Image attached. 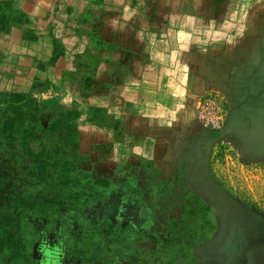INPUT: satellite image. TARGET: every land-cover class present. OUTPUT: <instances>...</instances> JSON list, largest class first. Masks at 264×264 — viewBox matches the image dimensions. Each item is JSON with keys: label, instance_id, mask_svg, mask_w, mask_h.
<instances>
[{"label": "crops", "instance_id": "obj_1", "mask_svg": "<svg viewBox=\"0 0 264 264\" xmlns=\"http://www.w3.org/2000/svg\"><path fill=\"white\" fill-rule=\"evenodd\" d=\"M1 92L77 109L55 157L112 185L84 216L140 252L120 257L105 238L93 263L152 264L196 238L186 264H264V223L212 179L213 132L196 116L215 98L228 133L264 148V0H0ZM53 108L38 118L51 149Z\"/></svg>", "mask_w": 264, "mask_h": 264}, {"label": "trees", "instance_id": "obj_2", "mask_svg": "<svg viewBox=\"0 0 264 264\" xmlns=\"http://www.w3.org/2000/svg\"><path fill=\"white\" fill-rule=\"evenodd\" d=\"M7 97L10 99L5 103V107H0L1 157L8 154L15 164L19 163L20 160H26L27 158L31 159L32 170L29 175L33 178L36 172H38L39 176V185L32 187V189L44 187L47 177L52 173H55L58 177L61 176L62 180H59V182L63 193L55 200L50 198L42 200L37 197L31 199L26 196L24 200L21 199L17 203L14 202L11 207L4 206L0 209V234L1 232L4 233V231H7V226L5 225H10L14 220L17 221L19 215L24 214V209L35 210L41 204L44 206H51L59 203V207H63L64 210L62 211L61 209L62 212H59V216L53 218L55 220L54 227L49 226L51 223L48 224L51 230L54 229V237L51 238L50 235L45 234V231H43L45 229L39 225L37 233L38 238L36 239L38 242L36 245L40 242L46 244V241H48V244L57 246L61 243L60 250L62 255H64L65 250L68 253V259H72L73 253L77 254L74 259L75 261L72 259L69 264H92L103 253V240H105V238H115L118 241L115 247V253L119 254L120 257L127 259L135 258L138 261L140 252L131 250V242L128 239L132 237V235H130L131 233H126L127 231L123 228L121 229L118 224H110L101 220L96 223H90L84 216V209L92 205V200H97V196L100 197L98 194L95 195L98 189L101 187L100 189H103L102 193L107 194L112 188V185H107V182L96 181L101 183V185L95 187L97 184L93 181L91 174L86 171L78 170L70 158H65L68 157L66 152L62 154L64 158L61 159V161L55 157L61 154V145H59V134H57V130L59 128H69L78 114L77 109L75 107H63L58 105L55 101H51L42 106H33L32 101L25 100L24 95L9 94L6 92L0 93V106L7 100L5 99ZM51 107L56 109L54 111L56 115L51 120V123H48L47 130L51 133L52 137H54V142H52L55 143L54 149L46 147V143L42 140L41 134L43 125L38 119L42 111L48 110ZM23 108H29L30 113ZM68 135H70V133H68ZM48 139L50 140V138ZM62 144L64 147H69L68 144ZM73 148L76 149V145H73ZM0 161L2 162V160ZM49 167L53 170H49ZM94 189L96 190L94 191ZM63 197L65 200L61 203L60 200ZM84 199H87V201L82 204L81 202ZM3 211L11 213L6 215L3 214ZM61 227H65L67 231L65 239L64 236H58L61 231L58 229ZM21 230L22 227L19 225V233L17 232L18 237L16 233H14V236H16L15 240H11V238L7 239L13 233L7 237L1 234L3 238L0 240V252L5 253L4 249H6L13 252L9 255L11 256L10 258L14 257L16 259L20 258L22 255L24 257L26 249L24 247V237L20 233ZM45 236L48 237L46 238ZM197 241L198 240L195 238L191 241H180L179 243L175 242L160 247L164 255L160 257L161 260L158 264H173L177 257L181 258L182 262H185L186 256L190 252L192 245ZM76 243L79 249L78 251H75L77 248ZM33 255L37 257L36 259L38 261L41 260L38 251L34 250ZM156 258L158 259L159 256ZM37 260H35L33 264H38L36 263ZM186 263L187 262L184 264Z\"/></svg>", "mask_w": 264, "mask_h": 264}, {"label": "rangeland", "instance_id": "obj_3", "mask_svg": "<svg viewBox=\"0 0 264 264\" xmlns=\"http://www.w3.org/2000/svg\"><path fill=\"white\" fill-rule=\"evenodd\" d=\"M1 153L2 151H0V160H2V162L0 161V209L4 206L11 207L14 202L17 203L21 199L24 200L26 196L31 199L37 197L42 200L49 198L55 200L61 196L63 192L59 182V180H62L60 175L61 178L55 175V173L49 176L47 173L48 177L44 187L32 189V187L39 185V176L38 172H36L33 178L29 175L32 170L31 159L20 160L19 163L15 164L10 155L6 154L4 157H1ZM207 155L209 173L218 187L227 192L230 198L236 200L249 210H253L261 217V221L264 223V157H250L241 149L235 136L227 133L225 130L221 136L216 135L215 138L213 137L212 143L207 149ZM49 170L52 171L53 169L49 167ZM64 200L65 198L63 197L60 202L63 203ZM85 201L87 199L82 200L81 203L84 204ZM61 209L62 211L64 210L63 207H59V203L51 206L41 204L35 210L24 209V214H21V211V215H19L17 221L14 220L10 225H5L7 226V231L1 232V234L7 237L13 233L7 238H11V240H15L16 236L18 237L19 225L22 227L20 233L24 237L26 254L24 257L22 255L16 259L14 257L10 258L11 256L9 255L13 252L4 249L5 253L0 252V264H33L37 260L33 252L38 242L36 241L38 238V226H42L45 229L43 230L45 234L53 238L54 229L51 230L49 226L54 227L55 220L53 218L59 216V212H62ZM9 213L3 211V214L7 215ZM48 224L50 225L48 226ZM58 230H61L58 236H64L65 239V235H67L65 227H61ZM14 233H16V236H14ZM184 233L186 234L188 231L185 230ZM1 234L0 240L3 238ZM78 250L77 247L75 251ZM67 255L68 253L65 250L64 255L60 259L61 264L71 263L77 254L73 253L72 259H68ZM175 259V264H177L178 257ZM160 260L161 258L159 257L158 259H153L151 263L158 264ZM36 263L44 264V260L43 262L37 260ZM97 264L108 263L103 260ZM135 264L140 263L136 261Z\"/></svg>", "mask_w": 264, "mask_h": 264}, {"label": "built area", "instance_id": "obj_4", "mask_svg": "<svg viewBox=\"0 0 264 264\" xmlns=\"http://www.w3.org/2000/svg\"><path fill=\"white\" fill-rule=\"evenodd\" d=\"M197 119L201 126L218 136L225 130L227 112L215 98H204L197 106Z\"/></svg>", "mask_w": 264, "mask_h": 264}, {"label": "clouds", "instance_id": "obj_5", "mask_svg": "<svg viewBox=\"0 0 264 264\" xmlns=\"http://www.w3.org/2000/svg\"><path fill=\"white\" fill-rule=\"evenodd\" d=\"M229 43H233L230 38ZM44 258V264H61L60 256L62 255L61 250L57 245L48 247L45 243H42L38 249Z\"/></svg>", "mask_w": 264, "mask_h": 264}, {"label": "water", "instance_id": "obj_6", "mask_svg": "<svg viewBox=\"0 0 264 264\" xmlns=\"http://www.w3.org/2000/svg\"><path fill=\"white\" fill-rule=\"evenodd\" d=\"M228 118H227V122H226V127H225V131L228 133L229 132V128H228ZM241 149L248 154L250 157H264V148H258V147H251V146H247L245 144H240Z\"/></svg>", "mask_w": 264, "mask_h": 264}, {"label": "flooded vegetation", "instance_id": "obj_7", "mask_svg": "<svg viewBox=\"0 0 264 264\" xmlns=\"http://www.w3.org/2000/svg\"><path fill=\"white\" fill-rule=\"evenodd\" d=\"M216 135L217 134H215V133H213V136H212V140H213V137L215 138L216 137ZM208 149V148H207ZM226 198V197H225ZM230 202H231V200H230ZM232 204H234L235 205V207L236 206H238L239 204L237 203V201H233V202H231ZM215 221L214 220H212V221H210L209 222V226L212 228V227H214L215 226ZM48 237V236H47ZM41 243H43V242H40V243H38L37 245H36V251H38V248L40 247V245H41ZM46 245L48 246V247H51L52 246V244H48V241H46ZM50 245V246H49ZM38 246V247H37ZM59 247V249H61L60 248V246H58ZM156 249V247L154 248V250ZM158 256H159V254H158ZM61 257H62V255L60 256V259H61ZM40 258H41V261L43 262V260H44V258H43V256H42V253H40ZM154 259H157V258H154ZM173 264H174V262H173Z\"/></svg>", "mask_w": 264, "mask_h": 264}]
</instances>
